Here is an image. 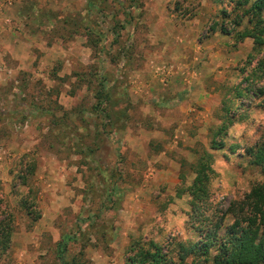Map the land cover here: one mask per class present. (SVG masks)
I'll list each match as a JSON object with an SVG mask.
<instances>
[{"label": "rangeland", "instance_id": "rangeland-1", "mask_svg": "<svg viewBox=\"0 0 264 264\" xmlns=\"http://www.w3.org/2000/svg\"><path fill=\"white\" fill-rule=\"evenodd\" d=\"M0 6V219L14 226L0 264H128L151 241L176 258L180 242L224 235L264 183L245 151L264 133V46L236 36L257 22L242 5ZM206 154L211 194L191 205L184 188Z\"/></svg>", "mask_w": 264, "mask_h": 264}, {"label": "trees", "instance_id": "trees-1", "mask_svg": "<svg viewBox=\"0 0 264 264\" xmlns=\"http://www.w3.org/2000/svg\"><path fill=\"white\" fill-rule=\"evenodd\" d=\"M237 2L243 7L241 16L248 14L249 23L254 19L257 22L250 27L238 30L236 36L240 38L251 36L254 46H264V23H259L262 21L260 17L264 13V0H237ZM221 11L224 18L230 16L226 9L221 8ZM240 22L239 19L235 24ZM211 28L214 30L215 26L212 24ZM220 29L226 34L230 33L225 25H220ZM255 68L256 66L254 67L256 76L264 74V56L259 60L258 67ZM253 89L250 85L246 92ZM104 90L103 88L97 90L99 97L107 96ZM212 142L213 147L222 146L221 141L213 139ZM245 151L250 157V161L258 165L260 172L264 175V133L255 143L246 146ZM210 162L209 154L204 155V158L194 167V178L184 188L191 196V205L201 206L210 197ZM20 201L22 205L30 207L31 202H28L26 197H21ZM29 210L28 213L32 212L31 208ZM4 221V219H0V244L5 251L11 242L14 226L11 220H7L11 223ZM226 230L224 235L208 232L197 241L180 242L176 258L167 256L161 245L151 241L149 247L138 246L136 252L130 255L128 264H264V183L254 184L246 192L245 199L241 200L239 214ZM65 241L66 239L58 244L60 256L65 249ZM64 262L70 264L68 261Z\"/></svg>", "mask_w": 264, "mask_h": 264}, {"label": "crops", "instance_id": "crops-1", "mask_svg": "<svg viewBox=\"0 0 264 264\" xmlns=\"http://www.w3.org/2000/svg\"><path fill=\"white\" fill-rule=\"evenodd\" d=\"M0 9H1V6H0ZM3 12H1L0 10V26H3L5 24L8 25V17L6 14H4ZM10 21V20H9Z\"/></svg>", "mask_w": 264, "mask_h": 264}, {"label": "built area", "instance_id": "built-area-1", "mask_svg": "<svg viewBox=\"0 0 264 264\" xmlns=\"http://www.w3.org/2000/svg\"><path fill=\"white\" fill-rule=\"evenodd\" d=\"M15 0H2V3L11 5Z\"/></svg>", "mask_w": 264, "mask_h": 264}]
</instances>
